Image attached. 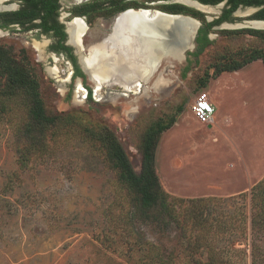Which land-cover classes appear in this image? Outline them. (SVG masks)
<instances>
[{
    "label": "rangeland",
    "instance_id": "obj_1",
    "mask_svg": "<svg viewBox=\"0 0 264 264\" xmlns=\"http://www.w3.org/2000/svg\"><path fill=\"white\" fill-rule=\"evenodd\" d=\"M61 3L60 19L67 20L64 14L79 3ZM17 4L16 0L0 2V10ZM245 12L233 16L240 23L212 30V43L189 69L184 68L186 62L164 58L157 73L163 78L161 92L153 87L156 74L144 83L143 90L133 85L128 94H123L129 91H125L126 86L113 79L115 84L99 88L95 95L98 101L84 100L78 95L83 91L78 90V85L76 93L75 81L68 82L72 65L64 55L52 57L49 36L37 30L0 29V45L12 50L16 58L28 59L38 77L46 108L63 117L43 133H27L29 103L22 94L5 92L6 82L0 75V264H145L151 242L160 254H172V261L165 264H196L205 259L206 254L202 256L189 248V236L180 237L181 229L165 212L158 226L138 216L133 220L126 217L136 209L134 193L119 179L103 146L91 134L103 126L114 131L139 172L144 132L154 122L167 123L174 116L175 123L161 134L156 149L155 166L163 188L171 195L192 198V192L214 182L199 171L194 174L188 166L189 133L199 123L192 106L198 93L208 91V85L203 87L199 82L206 71L212 73L214 66L241 60L254 48L264 49V33L237 31H264L244 21L252 19ZM106 16L110 17L92 18L84 37L86 46L111 31L114 16ZM206 16L214 15H203L199 20L205 22ZM167 63L173 64L169 70L165 68ZM221 78L219 134L223 139L220 155L215 157L221 166L231 162L228 136L235 133L244 154L264 159L262 60L239 71L226 72ZM88 84L93 85L89 78ZM219 84L215 80L211 88ZM42 134L46 138L43 148L36 140ZM22 155L30 157L25 166L21 165ZM205 155L206 151L199 152L197 160ZM206 156L208 174L222 175L211 169L212 156ZM263 177L264 170L259 180ZM242 184L237 195L229 191L221 196H200L212 198L202 204L207 209L202 221L216 223L227 219V215H237V220L228 221L240 224L237 211L242 208L247 217L245 232L239 229L231 236L216 234L212 240L218 249H224L217 253L231 264H264V229L252 232L253 185L249 187L247 181ZM171 205L178 210L183 207L178 202Z\"/></svg>",
    "mask_w": 264,
    "mask_h": 264
},
{
    "label": "trees",
    "instance_id": "obj_2",
    "mask_svg": "<svg viewBox=\"0 0 264 264\" xmlns=\"http://www.w3.org/2000/svg\"><path fill=\"white\" fill-rule=\"evenodd\" d=\"M25 1L26 5L22 9L4 13L2 16L9 17L10 20L12 19L11 22L18 23L23 26V28H29V26L25 25L26 23L31 22L37 17H41L42 23L38 25L42 26L45 32H49L53 29L59 38H64L66 36L62 30L63 25L49 23L56 15H39L40 3L43 4L44 10L47 13L53 14L56 8L54 0ZM218 1L220 0H203V2L211 3H216ZM231 2H233V0H231ZM239 3L245 5H259L264 4V0H238L235 1L234 6H237ZM194 16L202 19L204 18L203 15ZM252 18L264 19V8L255 15H252ZM5 20L7 21V18ZM222 20H231V16H222L214 22H220ZM214 22H206L204 28L202 27L200 29V32L204 31V35L198 39L200 41V51L198 54L202 53L205 48L212 43V40L207 38L206 33ZM237 31L264 33L262 30L251 28ZM67 50L71 51V48L68 47ZM70 57L74 62L76 74L85 76L77 64L76 57L73 56V54H70ZM258 59H261L264 64V49L254 48L241 60L225 62L214 66L215 69L212 73L206 71L205 76L201 77L199 80L200 85L206 87L211 78H217L225 71H237ZM0 75L6 82L5 92L9 94H22L29 103L30 120L26 125L27 133H43L46 127L49 125H57L60 123L61 119H63L61 115L49 112L46 108L41 95L38 77L35 72H33L28 59L21 60L16 58L13 51L3 45H0ZM182 109L183 107L181 106L179 111ZM175 120L174 116H172L167 123H163L159 120L146 129L141 145L142 160L139 172L135 170L123 144L114 131L103 126L100 130L93 132L91 137L101 143L105 150L106 157L111 162L112 166L119 172V179L134 193L136 198V209L130 211L126 217L133 220V218L135 219V217L138 216L158 226L160 220H164L163 214L165 212L169 220L174 221L178 228L181 229L180 237L189 236V240L187 239L189 248L194 252L200 253L202 256L206 254L205 259H203V261L198 260L196 264H231L218 255L217 251H222L224 249H218L215 244L216 242L212 239L219 234H222V236H227L229 234V236H231L232 232L239 229H241L242 233L245 232V221L247 217L244 215L243 211H241L242 208H239L237 211L240 224L228 221V219L237 220V215H227V219L223 221L218 220L216 223L206 224L202 221L206 209H204L202 204H205L204 201L212 198H185L174 196L168 193L160 182L155 166L156 149L161 134L169 129L175 123ZM36 140L41 144V148L46 145V138L43 134ZM22 156L21 165L25 166L30 157L29 155H27V157L26 155ZM177 202L179 203V207L183 206L181 210L171 205V203ZM251 204L252 232L255 233L257 230L264 229V177L251 188ZM196 230L198 231L196 232ZM155 247L156 245L151 242L146 256L147 263L145 264H165L168 260L172 261V254H160L155 250ZM169 263L172 264L171 262Z\"/></svg>",
    "mask_w": 264,
    "mask_h": 264
},
{
    "label": "flooded vegetation",
    "instance_id": "obj_3",
    "mask_svg": "<svg viewBox=\"0 0 264 264\" xmlns=\"http://www.w3.org/2000/svg\"><path fill=\"white\" fill-rule=\"evenodd\" d=\"M4 1H7V0H0V2H4ZM16 1H18L17 6H15V7L4 6L0 10V29H7V30H14V31L15 30H21V31L37 30L40 34L49 36L52 39L51 43L49 44V49L53 53L52 57H53V55L56 56V54L57 55H64L67 58V60L70 61L71 65H72V70L69 71V73L71 72V75H70V80L68 82L74 83V81H75L76 93H78L77 92V85H78V87H79L78 90L79 91L83 90L80 93H78V95L81 94V97L84 100L89 99L91 101H93V100L98 101V99H96L95 95L98 94L100 87L98 86V84L95 85L96 82L93 79V76L90 77L89 72L85 70L84 64L81 60V57H82L83 52H84V54L85 53L88 54L89 46H91L92 44H94L95 42H97L101 38H103V36H102L99 40H96L95 42L91 43L88 46H86L84 44V37L87 35L88 30L90 29V25H92V23H93L92 18L95 19V18H99V17H104V18L110 17V16H106V15L114 16V20H113L112 25H111V30L113 29V31L117 27L116 24H117V21L120 17L119 15H124V13L125 14L127 12L129 13V11H130V14H132V15L133 14H135V15H184V16H191V17L195 18L196 20H198L201 23V25L198 28L197 34H196V40H195L196 50H189L187 52L186 56L184 57V59L182 60L183 63L186 62L184 68L189 69L191 64H193V62L195 63L198 61L199 55L201 54V53L198 54L200 51V47H199L200 41L198 39L204 35V31L200 32V29L202 27L204 28V26H205L204 24L206 22H208V23L214 22L215 20L220 19L222 16H225V15L231 16V20H222L220 22H214V24L211 25L209 31H207V33H206V36L208 39L212 40L210 37V34H211L213 29L218 28L217 26H220L223 23H232V24L233 23H240L237 20H235L233 18V16L242 15L240 13H243V11H246L248 13L247 14L245 12L246 15H255L256 13H258L260 10H262L264 8V4L245 5L243 3H239L237 6H234L235 1H238V0H233V2H231V0H220L216 3L203 2V0H191V1L199 3L202 6L216 7L217 10L213 11V12H205V11L201 10L200 8H198L194 5H191L190 3H187L183 0H76L79 4L75 5L73 8H70L68 10V12H66L64 14L66 17L68 16V19L65 20L63 18V20H61L60 19V14H61V9H62L61 0H54V4H55L56 8H55V11L53 14L47 13L44 10L43 4L40 3L39 4V8H40V10H39L40 14L39 15H56L55 18L53 20H51L49 23L50 24L56 23V24L63 25L62 30L66 34V36L64 38H59V36L56 35V33L53 29H51V31H49V32H45L43 30V27L38 25V24L42 23L41 17H37V18L33 19L31 22L26 23L25 25L29 26V28H23V26H21L20 24L15 23V22H11L12 19L10 20L9 17H3L2 15H4V13L17 11V10H20L23 7H25V5H26L25 0H16ZM132 11H135L136 13H133ZM141 11H143V12H141ZM7 15H9V14H7ZM94 15H98V16H94ZM194 15H214V16H206V19H205L206 21L202 22L199 20L200 18H198ZM209 17H213V19L209 20ZM6 18H7V21L5 20ZM75 18H76V23H78V25H79V22L80 23L82 22L86 26V29L83 30L82 32L78 31L81 29L79 26L76 29L80 34L79 39H82V44L80 43L81 48L74 41L73 42L71 41L72 34H71L70 30L75 29L74 28L75 23H73V24H71V23L73 22V20ZM252 19H257V18H252ZM257 20H264V19H257ZM34 24H36V25H34ZM70 24L72 25L71 28H69ZM113 26H114V28H113ZM79 42H80V40H79ZM68 47L71 48V51L67 50ZM70 54H73V56L76 57L77 64L85 76L80 75V74H76V68H75V65H74L72 58L70 57ZM172 59H174V58H172ZM174 61L181 62V61H178L176 59ZM174 61H172V63ZM162 63H163V61H162ZM168 64H171V63H167V65ZM171 65L173 66V64H171ZM30 66H31V64H30ZM157 73H158V71L155 73L156 75L153 74V75H151L150 78H152L155 75L154 78L157 79V77L160 76V73L159 74H157ZM129 77L131 79L137 80L136 79L137 76H135V74L133 72L131 73V70L129 73ZM88 78L93 82V85L88 84ZM138 78H139V80H137V84H139L138 89L143 90L144 89V83L146 84L148 81L146 82L143 79H141V76H139ZM150 78H149V80H150ZM155 79H154V81H155ZM95 87H97V90H95ZM128 90H130V89H128ZM131 91L124 92L123 94H126V93L128 94V92H131ZM136 92H137V90H136ZM140 92H142V91H140ZM134 94H137V93H134ZM69 96H70V94H69Z\"/></svg>",
    "mask_w": 264,
    "mask_h": 264
},
{
    "label": "bare ground",
    "instance_id": "obj_4",
    "mask_svg": "<svg viewBox=\"0 0 264 264\" xmlns=\"http://www.w3.org/2000/svg\"><path fill=\"white\" fill-rule=\"evenodd\" d=\"M183 1L203 11L217 10L216 7L202 6L191 0ZM132 12L136 13L135 11ZM73 23H75V29L70 30L72 34L71 41H74L80 47L79 32L85 30L86 26L82 22H79L78 25L76 19L71 24ZM198 23V20L191 17L169 15L160 18L157 24H151L143 19V15H132L129 11V13L120 15L116 24L117 27L108 38L112 45V62L104 64L102 69H93V73L91 68L96 67L100 61H103L105 47L101 45H97L89 54L82 53L81 60L89 69L90 74H94L93 79L98 80L95 85L98 84L99 87H102L103 84L108 85L107 79L110 78L114 84L113 79L126 86L125 90L130 89L129 91H131L132 88L130 87L133 85L138 87L139 84H137V80L129 77L130 70L135 76H141V79L147 82L151 75L158 71L164 58L172 57L182 61L184 59L183 49L190 45ZM250 23L254 27L264 28V22L251 21ZM71 24L69 28H71ZM225 25L234 26L235 24L227 23ZM78 26L81 28L78 30L79 32L76 30ZM89 48L91 49L92 46H89ZM171 67L172 65L168 64L166 70ZM162 80L163 78L158 76L153 83V87L160 92Z\"/></svg>",
    "mask_w": 264,
    "mask_h": 264
},
{
    "label": "crops",
    "instance_id": "obj_5",
    "mask_svg": "<svg viewBox=\"0 0 264 264\" xmlns=\"http://www.w3.org/2000/svg\"><path fill=\"white\" fill-rule=\"evenodd\" d=\"M226 72L228 71H225L217 78H214L211 82H209L207 86L208 93L216 107L214 122L209 125L195 123L189 133V169L192 170L191 172H193L194 174L199 171L208 176L210 179H214V182L207 183L205 189L203 188L201 190L192 192L191 195H189L192 198L205 195L221 196L222 194L228 193L229 191L232 195L240 194L241 192L238 188L243 185L242 181H247L249 187H251L260 179V173L264 170V159L257 156L255 160L253 159L254 156L252 154L249 156L244 154L241 150L239 141L237 140L235 133L228 136V143L229 145L231 144L230 146L233 152V154L232 152L230 153L231 162H228L227 166H221V163L219 162L220 160L215 157V154L220 155V150L222 148V146H220V143L222 142L223 138L219 134V129L222 126V116L220 114V111L222 108L221 96L223 92V86H221L219 83L221 82L222 75ZM215 80L218 81L219 85L211 88V84ZM205 151L206 155L212 156L211 169H213L217 174L222 175L214 176V173L212 175L208 174L209 158H207L206 155L202 159L197 160V154L199 152L205 153ZM209 188H212V191H209ZM215 188H218V190L213 191V189ZM207 191L208 193H206Z\"/></svg>",
    "mask_w": 264,
    "mask_h": 264
},
{
    "label": "water",
    "instance_id": "obj_6",
    "mask_svg": "<svg viewBox=\"0 0 264 264\" xmlns=\"http://www.w3.org/2000/svg\"><path fill=\"white\" fill-rule=\"evenodd\" d=\"M163 16H169V15H143V19L145 21H147V22H150L151 24H157L160 21V18H162ZM170 16H184V15H170ZM184 17H191V16H184ZM191 18H193V17H191ZM75 19L73 20V22L75 21ZM212 19H213V17H209V20H212ZM244 21H260V22H264V20H257V19H251V20L248 19V20H244ZM225 24H227V23H223V24H221L220 26H217V27L218 28H220V27H227ZM200 25H201V23L199 22L198 23V27L196 28L195 33L193 34V38L191 40L190 45L188 47H186L185 49H183V56L184 57L186 56V54H187V52L189 50H196L195 40H196L197 31H198V28H199ZM239 27H241V26H237L235 28H239ZM252 28H254V27H252ZM112 31H113V29L111 30V32H109L108 34H106L105 36H103V38H101L99 41H97L94 44H92L91 45L92 46L91 49L88 48V54H89L92 50L95 49V47L97 45H101V46H104L105 47L104 48L105 53H103V57H102L103 58V61L102 62L100 61L99 62V65H97L96 67H94V68L92 67L91 68L92 70L93 69L94 70H96V69H102L103 66H104V64H107L109 62H112V60H113V52L111 50L112 45H111L110 39H108L110 37V35L113 33ZM80 43L82 44V39H80ZM84 68H85L86 71L89 72V69L87 68V66L84 65ZM94 70H93V73H94ZM93 73L90 74V72H89L90 77L94 76ZM107 81H108V85L114 84L113 81L110 78H108ZM95 82H98V80H95Z\"/></svg>",
    "mask_w": 264,
    "mask_h": 264
},
{
    "label": "built area",
    "instance_id": "obj_7",
    "mask_svg": "<svg viewBox=\"0 0 264 264\" xmlns=\"http://www.w3.org/2000/svg\"><path fill=\"white\" fill-rule=\"evenodd\" d=\"M192 111L195 119L203 125H209L214 122L216 107L208 91H201L196 96Z\"/></svg>",
    "mask_w": 264,
    "mask_h": 264
}]
</instances>
